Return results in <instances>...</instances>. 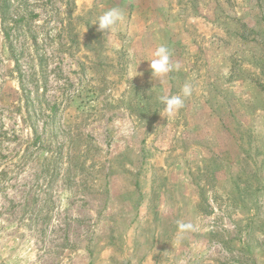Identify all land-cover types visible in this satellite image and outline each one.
<instances>
[{
	"label": "rangeland",
	"instance_id": "374dc122",
	"mask_svg": "<svg viewBox=\"0 0 264 264\" xmlns=\"http://www.w3.org/2000/svg\"><path fill=\"white\" fill-rule=\"evenodd\" d=\"M1 171L0 264H264V0H0Z\"/></svg>",
	"mask_w": 264,
	"mask_h": 264
},
{
	"label": "clouds",
	"instance_id": "9594fccd",
	"mask_svg": "<svg viewBox=\"0 0 264 264\" xmlns=\"http://www.w3.org/2000/svg\"><path fill=\"white\" fill-rule=\"evenodd\" d=\"M125 20V12L119 7H111L104 11L97 17L93 24L97 25V31L102 33H115L121 23ZM86 31V30H85ZM149 67L152 77L159 80L160 86L166 84L169 75L175 71L172 61V52L164 44L156 47L152 53ZM137 72V71H136ZM137 75L140 73L137 72ZM135 75V76H137ZM134 77V76H133ZM192 94V87L190 84H184L182 87L181 95L161 96L160 100L165 105V112L167 114H175L184 107V99ZM182 231H187L192 228L190 224H179Z\"/></svg>",
	"mask_w": 264,
	"mask_h": 264
},
{
	"label": "trees",
	"instance_id": "16d2710c",
	"mask_svg": "<svg viewBox=\"0 0 264 264\" xmlns=\"http://www.w3.org/2000/svg\"><path fill=\"white\" fill-rule=\"evenodd\" d=\"M21 75L22 74H20V77H21ZM27 94H28L27 90L24 87H22V96L24 97V107H25V110H26V112L29 110L30 113H31V111L32 112L34 111V108H31L32 107V101H30L29 95H27ZM36 118H38L37 114H35V116H30V114L27 115V119L30 120V121L32 119H36ZM33 127L34 126H30V128L32 130L33 137H35V140L33 142H31L29 145H27V147H26V153L24 154V158H23L25 162L29 161L31 159V157H32V154L28 152L29 149L37 150V149H40L41 148V145H42L41 138L38 135L36 136V132H35V129H33ZM23 166H24V163H22V165L19 166L16 169V172L19 173L21 171V169H22ZM7 173H8L7 171H1L0 172V177L6 175Z\"/></svg>",
	"mask_w": 264,
	"mask_h": 264
}]
</instances>
